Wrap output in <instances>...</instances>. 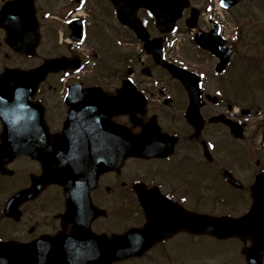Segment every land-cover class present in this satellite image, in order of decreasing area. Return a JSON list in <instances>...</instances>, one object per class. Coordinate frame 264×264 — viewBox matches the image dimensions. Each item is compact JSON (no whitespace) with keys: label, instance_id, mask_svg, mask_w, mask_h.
I'll use <instances>...</instances> for the list:
<instances>
[{"label":"flooded vegetation","instance_id":"obj_1","mask_svg":"<svg viewBox=\"0 0 264 264\" xmlns=\"http://www.w3.org/2000/svg\"><path fill=\"white\" fill-rule=\"evenodd\" d=\"M6 1L0 0V9ZM47 1L55 0H35L41 34L35 57L44 46L58 48L46 58L69 57L68 68L48 73L32 99L20 100L28 106L18 116L17 141L29 151L0 161V264H8L7 257L19 263V254L3 245L8 241L15 242V252L50 263L49 246L40 241L57 237L67 240L68 252L82 256L74 264H87L103 236L111 240L142 227L155 240L126 262L264 264V0H181L189 4L173 32H162L148 8L138 9L149 39L161 37L165 58L201 80L199 108L191 116L183 81L158 64L129 28L133 47L120 85L114 86V67L104 74L86 68L89 56L101 55L94 35L108 24L114 28L106 23L114 21L113 0H63L61 10L44 12L41 3ZM189 17H196L194 28L187 25ZM250 17L258 28L249 31L242 23ZM253 30L257 36L248 42ZM4 34L0 27V40ZM128 77L135 88L118 102L129 103L130 110L113 112L109 121L130 134L144 133L139 138L144 154L127 155L98 174L103 104H109L104 99L114 102ZM235 81L240 84L232 89ZM2 129L0 119V143ZM55 159L66 169L63 182L54 180ZM13 195L14 207L8 204ZM121 211L126 223L117 218ZM253 212L260 228L254 218L248 223ZM199 215L248 217L239 235L179 228L198 223ZM106 219L110 222L103 224ZM33 243V254L23 250Z\"/></svg>","mask_w":264,"mask_h":264},{"label":"water","instance_id":"obj_2","mask_svg":"<svg viewBox=\"0 0 264 264\" xmlns=\"http://www.w3.org/2000/svg\"><path fill=\"white\" fill-rule=\"evenodd\" d=\"M114 4L117 9V15L121 22L134 28L141 38L146 39V30L136 16V10L140 6H148L157 16L158 26L167 31L172 28L175 21L181 14L183 4L181 5L180 0H114ZM36 8L34 5V0H22L14 5L8 2L3 9L0 11V26H4L7 29V42L12 48L18 50L22 53L28 55H34L36 53V46L40 39L39 32V22L35 16ZM193 23V19L189 21V24ZM146 47L149 51L154 52L157 62L168 68L171 74L175 77L180 78L185 84L187 90L190 92V116L192 115L194 109L199 108L197 103L200 100V80L194 78L191 73L186 72L182 68L166 62L163 59L161 47L159 46L156 50L155 47L150 46V43H146ZM60 68H66L65 59L54 58L47 59L43 65L38 68L23 70V69H8L6 70L0 78V117L4 121V130L2 133V143L0 145V161L10 160L18 154V152H28V145H23L18 143L17 132L21 129L17 125L18 116L21 113H25L24 108L28 105L23 104L20 100L26 101L34 95L38 83L50 70H59ZM10 81L15 82L14 85H9ZM135 86L130 80L124 82L123 90L120 92L119 97L114 98V102L110 99L105 98L109 104H103V139L105 142L101 145L104 150L102 161H99L97 166V173L100 171H106L114 168L116 164L121 163V161L130 154H144V147L139 143V138L144 136L133 135L128 132V129L121 125L112 124L109 121L110 115L114 112H119L121 110L128 111L129 103L118 102L120 97H127V91L134 89ZM9 98V99H8ZM22 98V99H21ZM114 107V109H112ZM21 108H23L21 110ZM107 125V126H106ZM115 125V127H114ZM23 131L28 130L26 127L22 128ZM117 139H115V138ZM115 139V140H114ZM34 144L29 145L33 147ZM100 146V144H94ZM129 145V149L127 148ZM65 144L56 146V153L59 154ZM114 147L118 148L119 152L114 150ZM119 155V157H116ZM62 159H55L54 170L55 176L54 180L57 182H63L61 179V172L66 169H59L57 163ZM68 162V161H66ZM93 160L87 161L90 164ZM16 196L9 200V203H14ZM256 206L252 208V211H256ZM255 212H253V217H249L248 223L251 224L250 219L254 218V225L260 228L255 222ZM245 217L241 218H229V217H211L207 215H199L198 224L193 225L195 229L201 231L213 232L218 236H226L227 234H241V227ZM182 228L191 229L192 226L183 225ZM136 233L144 234V230L135 231ZM254 243L259 242L255 237V233H251ZM132 233H127L124 235H114L113 240H107L105 236L102 237L101 247L94 252L93 257L97 258L95 260H90L88 258L87 264H111L113 261L128 258L134 254H138L140 248L138 245H134L135 240L132 239ZM135 238V237H134ZM101 239V238H99ZM155 240L153 237L150 242ZM43 246H49V259L52 260L47 262L38 256H26L25 254H20L19 252L12 251V254L18 253L19 256H24L23 259H19V263L24 262H40L41 264H74L77 257H81L79 252L70 253L66 250L65 244L67 240L57 237L51 240L40 241ZM145 243V242H144ZM36 245V243H35ZM34 248V247H33ZM15 249V248H12ZM33 250H30L33 254ZM26 256V257H25ZM84 258V257H83ZM8 264H12L15 261L14 257H7ZM10 259V260H9ZM15 264V263H14ZM76 264H79L77 262Z\"/></svg>","mask_w":264,"mask_h":264},{"label":"rangeland","instance_id":"obj_3","mask_svg":"<svg viewBox=\"0 0 264 264\" xmlns=\"http://www.w3.org/2000/svg\"><path fill=\"white\" fill-rule=\"evenodd\" d=\"M44 8V12L54 10L59 11L61 8L65 5V1L63 0H55V1H47L41 3ZM105 7L108 10V6L106 3H103ZM264 12V10H263ZM43 13V10L41 11ZM104 14V13H103ZM245 16H251V14H247ZM103 19L106 20V17L103 15ZM264 19V18H260ZM255 18H247L243 21L242 24H246L247 30H252V27H257L258 24L255 22ZM106 22V21H105ZM106 23H113V26L111 27L109 24L107 27H104L99 33L94 35V43L97 48H95L97 51L101 52V55L95 59L94 62H92L89 65V72H98V73H108L110 71V67H114V86L121 84L120 77H123L127 74L128 71V65L127 63V51L129 47H133L128 44L125 39L130 36L129 32H127L124 28L121 26L119 27L117 20L114 16V21H107ZM119 27V28H118ZM114 29V30H113ZM256 31L253 30L250 32V38L248 39V42H251L254 37H256ZM251 40V41H250ZM248 47H251V45H248ZM60 52V49H48L45 46L43 49L39 51V55L34 58L26 57L23 55H19L14 53L5 43L4 40H0V73H2L6 68L8 67H19V68H33L35 67L42 59L48 57V55L57 54ZM240 82H233L232 83V89L238 88V85ZM6 186L9 187L11 183L9 181H6ZM6 186H4L6 188ZM11 187V186H10ZM115 208V207H114ZM124 213L122 216L118 217L119 221H128V216L125 214L126 211H121L120 213ZM117 213V212H116ZM108 221L107 219L103 224H106ZM142 260L137 259L134 261H128L125 263H117V264H141Z\"/></svg>","mask_w":264,"mask_h":264},{"label":"snow or ice","instance_id":"obj_4","mask_svg":"<svg viewBox=\"0 0 264 264\" xmlns=\"http://www.w3.org/2000/svg\"><path fill=\"white\" fill-rule=\"evenodd\" d=\"M221 2L223 3V0H221Z\"/></svg>","mask_w":264,"mask_h":264}]
</instances>
